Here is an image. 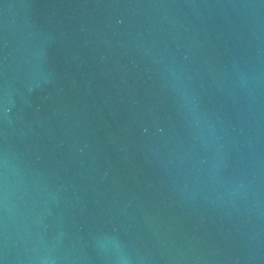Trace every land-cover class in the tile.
<instances>
[{
  "label": "water",
  "instance_id": "obj_1",
  "mask_svg": "<svg viewBox=\"0 0 264 264\" xmlns=\"http://www.w3.org/2000/svg\"><path fill=\"white\" fill-rule=\"evenodd\" d=\"M0 264H264V0H0Z\"/></svg>",
  "mask_w": 264,
  "mask_h": 264
}]
</instances>
